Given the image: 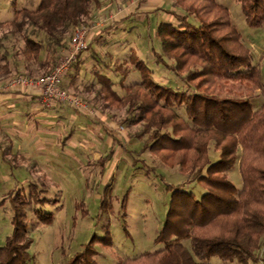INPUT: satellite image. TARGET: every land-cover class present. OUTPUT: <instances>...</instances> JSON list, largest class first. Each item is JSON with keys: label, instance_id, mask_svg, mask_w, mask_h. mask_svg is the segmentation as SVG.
I'll return each instance as SVG.
<instances>
[{"label": "trees", "instance_id": "16d2710c", "mask_svg": "<svg viewBox=\"0 0 264 264\" xmlns=\"http://www.w3.org/2000/svg\"><path fill=\"white\" fill-rule=\"evenodd\" d=\"M114 1L39 0L32 9H15L13 18L0 21V82L16 74L38 77L48 72L74 28L88 25L98 10ZM238 2L247 24L258 26L264 21V0ZM168 5L165 11L170 18L160 19L154 38L149 37L152 66L136 53L129 54L139 80L124 85L129 69L121 64L113 69L120 74L118 79L97 70L95 78L106 98L125 107L124 121L143 123L141 132L148 134L144 148L168 166L177 165L187 181L200 182L204 190L195 197L181 185L168 184L169 207L155 238L162 247L119 264H211L213 257L226 264H264V67L252 63L224 5L215 0H169ZM10 37L21 44H12L9 52L2 42ZM77 64L71 65L73 76ZM155 67L173 72L183 86L154 78ZM217 79L258 89L262 102L253 108L251 93L233 97L203 86ZM115 83L123 94L116 91ZM68 85L61 82L64 89ZM212 140L218 151L214 159L209 155ZM237 165L240 187L228 177ZM12 207L11 231L0 245V264H31L25 201ZM38 211L41 222L51 221ZM173 221L178 226L171 237L166 228ZM96 254L87 243L63 264H98Z\"/></svg>", "mask_w": 264, "mask_h": 264}, {"label": "rangeland", "instance_id": "374dc122", "mask_svg": "<svg viewBox=\"0 0 264 264\" xmlns=\"http://www.w3.org/2000/svg\"><path fill=\"white\" fill-rule=\"evenodd\" d=\"M215 1L227 7L241 42L251 54L252 63L262 69L264 21L258 26L247 24L238 0ZM38 2L0 0V21L13 18L15 9H32ZM168 4L169 0H115L98 10L86 25L89 28L87 44L75 73L79 88L73 91L65 89L109 121L107 133L102 127L94 129L97 124L89 117L79 115L81 117L70 120L71 113L75 114V111L62 107V115L56 113L44 124H37L38 129L49 130L39 135L49 145L41 153L29 151L34 154L36 165L26 156L27 145L34 136L12 135L2 130L0 245L11 231L13 204L25 201V222L32 238L29 246L31 264H63L87 243L97 252L95 259L98 264H119L127 257L155 251L162 247L155 238L164 225L169 207L167 185H181L184 191L192 192L195 197L203 192L200 182L187 181V175L177 165L168 166L144 148L143 141L148 134L141 132L143 123L124 121L125 107L106 98L95 78L94 70H97L113 80L118 79L120 74L113 69L121 64L129 69L124 85L139 80V71L129 61V53H136L148 66H152L149 37L154 38V28L160 19L170 18L165 11ZM2 44L10 52L12 44L19 45L21 41L10 37L3 39ZM152 76L160 82L183 86L173 72L160 67L154 68ZM203 86L209 91L233 97H246L251 93L253 108L262 102L258 89L251 91L252 86L246 87L237 81L217 79ZM114 88L123 94L117 83ZM98 91L101 95L95 101L92 97ZM17 107L20 111L18 118L26 121L25 106L19 104ZM5 125L9 127V122ZM16 129L21 131L25 126L17 124ZM18 145L22 148L19 149ZM237 149H241L239 144ZM217 152L213 140L210 141L209 155L212 159L217 157ZM228 177L236 186L242 185L238 165L228 171ZM43 197L48 200H40ZM35 209H39L41 218L47 215L51 221L41 222ZM177 226V221H173L166 232L174 237ZM182 242L187 244L186 239ZM210 261L211 264H226L215 257ZM248 264L262 263L249 261Z\"/></svg>", "mask_w": 264, "mask_h": 264}, {"label": "crops", "instance_id": "0c3cea01", "mask_svg": "<svg viewBox=\"0 0 264 264\" xmlns=\"http://www.w3.org/2000/svg\"><path fill=\"white\" fill-rule=\"evenodd\" d=\"M84 52L85 50H81L80 53L77 55L75 59L76 63H79L81 59V54ZM72 71L73 68L70 67V69L63 76L62 82L63 84H69L68 88H71L73 91L77 87L79 88V86H77V81H76L77 74L73 76ZM1 84L2 82H0V86ZM19 104H23L25 106L26 113L28 114L27 115L28 119L26 121L20 120L17 116L20 113L19 108L17 107V105ZM62 107H70L75 111V114L71 113L70 120L77 118L79 115H83L84 117H89L93 122L97 124V128L94 129H98V127H102L104 128L106 133L109 131L106 126L110 124L108 123L109 121L101 114L96 113L93 110V108H90L88 106L87 110H77L71 107L70 105L61 102H53V104L50 107H44L40 104L39 89L37 87L19 86L14 89L0 88V136H3L2 132L4 131V129L7 132L11 133L12 135L16 134L18 136H23V137H27L30 134H32L31 136H34V138L33 140L31 139V141L27 145L28 148L26 150L28 154L26 156L28 158H31L32 161H34V164L37 165L36 163L37 161L34 157V154H30L29 151L31 152L33 151L35 153H39V152L41 153V151L42 152L46 151L49 145L48 142L44 141L39 136L42 132L47 133L49 130L38 129L37 124L40 125L41 123L44 124L46 121H48V119L51 116L56 115V113L58 115L60 114L62 115L64 113ZM44 109H47L48 111ZM6 122H9V127L5 125ZM22 123L24 124L25 129L21 131L17 130L16 125ZM81 127L84 126L81 125ZM18 147L19 149L22 148L19 145Z\"/></svg>", "mask_w": 264, "mask_h": 264}, {"label": "built area", "instance_id": "2783aa9c", "mask_svg": "<svg viewBox=\"0 0 264 264\" xmlns=\"http://www.w3.org/2000/svg\"><path fill=\"white\" fill-rule=\"evenodd\" d=\"M87 29H89L87 26L74 28L67 43L60 50L56 63L48 72L38 77L16 74L2 81L0 88L37 87L40 104L44 107H50L53 102H61L77 110H87L88 106L81 98L61 86L63 76L70 69L79 52L86 47Z\"/></svg>", "mask_w": 264, "mask_h": 264}]
</instances>
